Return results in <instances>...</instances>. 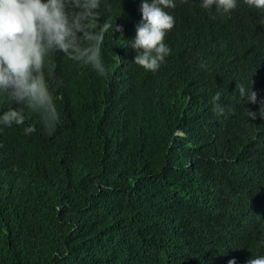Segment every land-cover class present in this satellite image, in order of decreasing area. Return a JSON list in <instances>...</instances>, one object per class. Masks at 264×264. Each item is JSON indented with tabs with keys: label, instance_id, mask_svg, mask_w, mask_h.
<instances>
[{
	"label": "trees",
	"instance_id": "16d2710c",
	"mask_svg": "<svg viewBox=\"0 0 264 264\" xmlns=\"http://www.w3.org/2000/svg\"><path fill=\"white\" fill-rule=\"evenodd\" d=\"M199 4L170 10L171 54L155 73L123 45L141 0L102 8L113 25L107 76L52 55L55 129L28 113L0 130V264H246L264 254V117L246 111L264 104V12L244 0L229 15Z\"/></svg>",
	"mask_w": 264,
	"mask_h": 264
},
{
	"label": "clouds",
	"instance_id": "9594fccd",
	"mask_svg": "<svg viewBox=\"0 0 264 264\" xmlns=\"http://www.w3.org/2000/svg\"><path fill=\"white\" fill-rule=\"evenodd\" d=\"M189 0H141V20L131 41L123 39L136 55L133 64L155 73L171 48L165 37L175 23L171 14L178 4ZM239 0H200L199 6L217 15H229ZM251 9L264 12V0H244ZM106 0H0V130L25 124L28 113L38 114L46 128L54 130L59 113L46 71H50L53 54H61L67 62L89 69L100 77L108 75L102 60V46L112 30L110 17L102 15ZM103 20L101 23L100 21ZM121 31L115 24V32ZM206 67L201 63V68ZM241 98L256 103L257 94L243 85ZM4 105H9L7 109ZM213 111L225 114V106L216 102ZM247 111L248 119L264 117V104L258 112ZM31 125L24 135L35 132ZM264 246V239L257 241ZM229 264H236L230 260ZM246 264H264V254L253 255Z\"/></svg>",
	"mask_w": 264,
	"mask_h": 264
}]
</instances>
